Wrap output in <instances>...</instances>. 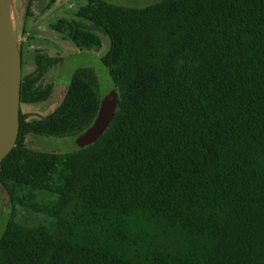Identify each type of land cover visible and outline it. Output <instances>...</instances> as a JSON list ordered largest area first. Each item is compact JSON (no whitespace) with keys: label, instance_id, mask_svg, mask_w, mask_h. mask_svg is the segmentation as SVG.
<instances>
[{"label":"trees","instance_id":"1","mask_svg":"<svg viewBox=\"0 0 264 264\" xmlns=\"http://www.w3.org/2000/svg\"><path fill=\"white\" fill-rule=\"evenodd\" d=\"M35 1L16 11L20 36ZM82 1L49 27L80 51L108 40L115 116L83 149L29 147L28 136L76 139L102 99L82 67L53 112H23L51 98L62 60L35 50L0 163V264H264V0Z\"/></svg>","mask_w":264,"mask_h":264},{"label":"rangeland","instance_id":"2","mask_svg":"<svg viewBox=\"0 0 264 264\" xmlns=\"http://www.w3.org/2000/svg\"><path fill=\"white\" fill-rule=\"evenodd\" d=\"M23 1L14 0L16 15L23 12ZM50 0L35 1L32 6L33 16L27 23V32L21 38L26 44L25 57L23 61L22 73L28 74L34 70V54L36 49H43L50 53L51 56L62 58L61 62L53 67L46 81L54 85L51 98L43 103L26 105L21 107L23 112L34 113L35 115L47 116L60 104L70 79L74 72L82 67H91L96 72L99 80V98H103L113 89L111 79L101 64V58L108 49V40L102 38V48L99 51H80L72 42L63 40L55 31L51 30L49 24L58 19L73 18L74 12L84 2L82 0H55V3L46 9L45 6ZM109 3L124 6L143 8L160 0H105ZM17 11V12H16ZM21 11V12H20ZM32 37L28 43L27 38ZM26 142L29 147L38 151H55L57 153H67L75 149V139L65 138H45L37 136H28ZM0 206L7 208V195L0 185ZM8 213L4 212L0 217V236L4 229L5 220Z\"/></svg>","mask_w":264,"mask_h":264},{"label":"water","instance_id":"3","mask_svg":"<svg viewBox=\"0 0 264 264\" xmlns=\"http://www.w3.org/2000/svg\"><path fill=\"white\" fill-rule=\"evenodd\" d=\"M22 54L13 0H0V163L14 148L19 134ZM118 104L111 91L99 102L93 124L75 139L83 149L95 143L108 129Z\"/></svg>","mask_w":264,"mask_h":264},{"label":"flooded vegetation","instance_id":"4","mask_svg":"<svg viewBox=\"0 0 264 264\" xmlns=\"http://www.w3.org/2000/svg\"><path fill=\"white\" fill-rule=\"evenodd\" d=\"M14 5H15V3H14ZM15 8V7H14ZM16 16V15H15ZM16 18V21H17V31H18V36H19V38H21L22 37V35L20 36V33H21V29H20V25H18V16H16L15 17ZM21 42L23 43L24 41H23V39L21 38ZM21 43V44H22ZM38 115V114H37ZM40 116V115H39Z\"/></svg>","mask_w":264,"mask_h":264},{"label":"clouds","instance_id":"5","mask_svg":"<svg viewBox=\"0 0 264 264\" xmlns=\"http://www.w3.org/2000/svg\"><path fill=\"white\" fill-rule=\"evenodd\" d=\"M50 1H51V0H50ZM50 1H49V2H50ZM49 2H48V3H49ZM48 3H47V4H48ZM54 3H55V1H54ZM54 3H53V4H54ZM53 4H52V5H53ZM52 5H51V6H52ZM51 6H50V7H51ZM13 7H14V0H13ZM50 7H49V8H50ZM49 8H48V9H49ZM15 17H16V16H15ZM16 25H17V23H16ZM19 39H20V45H21V38H19ZM21 54H22V53H21ZM104 97H105V96H104ZM98 107H99V106H98ZM97 111H98V110H97ZM96 115H97V113H96ZM95 118H96V117H95ZM75 145H76V144H75ZM76 147H77V146H76Z\"/></svg>","mask_w":264,"mask_h":264}]
</instances>
